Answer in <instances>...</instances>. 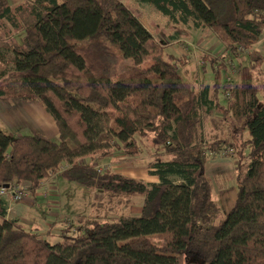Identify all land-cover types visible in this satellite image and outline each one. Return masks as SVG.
I'll use <instances>...</instances> for the list:
<instances>
[{
	"label": "trees",
	"instance_id": "16d2710c",
	"mask_svg": "<svg viewBox=\"0 0 264 264\" xmlns=\"http://www.w3.org/2000/svg\"><path fill=\"white\" fill-rule=\"evenodd\" d=\"M141 1L215 37L220 55L205 53L201 65L206 72L210 63V82L184 78L188 59L167 52L121 0H0V97L39 102L58 135L13 138L0 129V189L35 195L62 176L143 198L139 215L68 220L51 243L8 218L0 195V264H264V52L254 47L262 41L264 50V0ZM179 38L176 31L171 41ZM240 54L248 62L223 80ZM213 114L224 137L206 133ZM142 148L158 182L96 169ZM222 157L237 168L236 202L224 218L205 171Z\"/></svg>",
	"mask_w": 264,
	"mask_h": 264
},
{
	"label": "rangeland",
	"instance_id": "374dc122",
	"mask_svg": "<svg viewBox=\"0 0 264 264\" xmlns=\"http://www.w3.org/2000/svg\"><path fill=\"white\" fill-rule=\"evenodd\" d=\"M22 1L23 0H8V2L12 5H16L18 3H21ZM121 1L128 6H133V9H137L139 11V18L141 22L144 23V25L150 31H152L157 40H159L160 43L166 47L167 52L188 59L186 64H181L179 66L180 72L184 78H188L193 82H197V85L201 82H210L212 80L213 72L211 66L209 65L210 63H206L205 67L206 69L208 68L206 72H203V70L201 69V65L204 64L203 55L207 53L212 58H217L220 55L221 46L219 45L215 37L211 35V33H209V31H187V29L183 26L173 24L166 15L153 10L154 8L152 10L147 8L148 6L153 7L151 5L145 3L143 5L139 3L138 5L134 0ZM176 31H179L180 38L177 41L173 42L171 41V36L174 35ZM254 47L260 48L264 52V50L262 49V41H260L259 44H255ZM238 58L233 60L234 63L228 62L229 68L222 71L223 80H225L227 76H232V78L233 76L235 77V72L237 70V67L235 66H238L240 62H248V57L246 56V54H240ZM144 67H147V65ZM17 94L8 91L3 97H0V129L13 138L20 135L40 133L41 131H38L39 127L37 126V123L40 121H44L42 111H44L46 114L47 112L39 102L25 103L19 101V99L17 98ZM259 96L264 100V90L260 92ZM36 107L39 108L36 109ZM39 109H42V113ZM31 111L35 113L34 117L32 116V119L27 118V121L25 122H19L16 124L14 123V115H12V113L19 114L20 112H24L26 115H28V112ZM47 115L48 117H50L49 114ZM227 132L228 128L225 123H223L222 119L218 117L217 114H213L206 126L207 135H211L210 137H224ZM48 134L51 139L56 141L58 140L57 134L49 131ZM148 148H142L139 153H135L131 158L132 160H125L124 155H119V158L115 157L114 160L110 162L109 168L113 169L115 168V166L116 168H118L117 166H119V164L124 165V163H128L130 161H134L133 164H127L126 166L119 168L120 171H122L124 174H127L126 171H140L144 168H149V164L152 159L151 153ZM220 159H232L233 163L234 161H236L232 157H222ZM99 163L103 164L105 163V161H101ZM206 175L213 184L214 200L218 203L221 209V217L224 218L236 202L237 168L234 173H229L225 169H219L215 175H208L207 173ZM47 184L48 180L45 182L44 187L41 188L43 195L48 194L49 189L46 187ZM69 184L71 186L67 188L68 190L66 192V195L63 194L62 196H60V202L58 201L56 210H63V212H66L68 214L66 215L70 219L69 221H71V223L73 224H75L77 221L76 218L73 217L74 214H87L88 216L105 219L107 217L113 218L121 215H139L141 212L140 210L143 204V198L141 196H114L107 192H104L103 195L97 197V194L95 193L96 190L92 188H84L70 182ZM24 188L25 187L21 188L25 193L24 200L10 201V203H18L17 211H19L20 215L22 216V224L28 230H34V228H36L35 225L43 222V220L48 217L52 210H50L51 208L48 207V204H43L42 200H39L37 205L33 204L32 196L34 195L28 193ZM225 200L229 201L224 202ZM59 224L60 225H58V227L54 229V231L57 230L56 233L52 231L51 235L49 236H46L44 234V237L51 243H56L61 240V228L66 224Z\"/></svg>",
	"mask_w": 264,
	"mask_h": 264
},
{
	"label": "crops",
	"instance_id": "0c3cea01",
	"mask_svg": "<svg viewBox=\"0 0 264 264\" xmlns=\"http://www.w3.org/2000/svg\"><path fill=\"white\" fill-rule=\"evenodd\" d=\"M134 1H136L138 5H139V3L141 5L144 4V3H142L141 0H134ZM131 7L134 8L133 6H131ZM147 8H149L151 10L153 9V7H150V6H148ZM153 10H155V9H153ZM150 32L152 33V31H150ZM255 48L258 50H261L260 48H257V47H255ZM221 50H222V47H221ZM37 108H39V107H36V109ZM39 110H40V112L42 111V109H39ZM42 112H43L44 121H40L37 123V126L39 127L38 131H41L40 133H43V134L47 135L48 137H50L48 134V131L52 132L54 134H57V128L55 126L54 121H52L53 119L51 118L52 119L51 120L50 117H48V115H47L48 113L46 114L44 111H42ZM12 115H14L13 120L15 121L14 123L16 124L19 122L22 123V122L27 121V118L32 119V116L34 117L35 113L33 111H31V112H28V115H26L24 112H20L19 114H16V113L13 114L12 113ZM17 120H19V121H17ZM119 155H122V154L121 153H115L111 156H108L105 159L100 160V162L105 161V162L110 163L111 161L114 160L115 157L119 158ZM121 159H119V160H121ZM232 161H233L232 159H220V160L209 161L206 164L205 171L208 175H215L219 169H225L229 173H234L236 170V161H234V163ZM133 162L130 161L128 163H124V165L119 164V166H117L118 168H116V166H115V168H113V169L116 172H119V173H121L127 177H130V178L144 180L146 182H152V183L158 182L157 176L150 174V170H151L150 168H144L143 170L138 169L140 171H135V170L132 171L130 169L131 171H126L127 174H124L122 171H120L119 168H122L123 166H126L127 164L131 165V164H133ZM100 164H102V163H100ZM137 175H139V176H137ZM135 177H139V178H135ZM69 182L74 183V182H71V181L65 179L62 176H54L50 180H48V184L46 187L49 190H48L47 195L46 194L43 195L42 194L43 192L40 189L39 191H41V192L38 191L37 194L32 196L33 204L37 205L38 201L42 200L43 204L44 203L48 204V207H50L51 208L50 210H52L50 212V214L48 215V217L45 220H43V222H40V224H37L38 226L35 225L36 228H34V230H38L41 232V234H43V235L45 234L46 236H49V235H51V232L54 231V229H56L58 227V225H60L59 223H64V222L66 223V221L70 220L68 218V216H67L68 214L66 212H63V210L62 211L56 210L57 203H58V201L60 202V200H59L60 196H62L63 194L66 195V192L68 190L67 188H69L71 186L69 184ZM74 184H77V183H74ZM77 185H79V184H77ZM79 186H81V185H79ZM81 187H83V186H81ZM78 190H86V189H78ZM87 190H90V189H87ZM95 193L97 194V197H100L101 195L104 194V192H102L100 190H96ZM232 195H233V193H232ZM119 196H121V195H119ZM122 196H124V195H122ZM129 196H131V195H129ZM228 201L225 200L224 202H228ZM17 206H18V203H12L11 202L9 204L8 218L19 219L20 222H22V216L20 215L19 211H17ZM141 210H142V208H141ZM82 216L88 217V218H96V217L88 216L87 214H74L73 217H75L77 220L79 217H82ZM109 218H112V217H109ZM109 218L107 217L105 219H109ZM54 232L56 233L57 230H55Z\"/></svg>",
	"mask_w": 264,
	"mask_h": 264
},
{
	"label": "built area",
	"instance_id": "2783aa9c",
	"mask_svg": "<svg viewBox=\"0 0 264 264\" xmlns=\"http://www.w3.org/2000/svg\"><path fill=\"white\" fill-rule=\"evenodd\" d=\"M236 72H237V70H236ZM227 80L230 81L231 77L228 76ZM109 167H110V163H108V162L96 165V169L98 172L104 171ZM44 185H45V182L43 183L42 187H44ZM0 195L5 197L10 202V201H22V200H24L25 193L19 186H12L9 188L2 187L0 189Z\"/></svg>",
	"mask_w": 264,
	"mask_h": 264
},
{
	"label": "water",
	"instance_id": "95a60500",
	"mask_svg": "<svg viewBox=\"0 0 264 264\" xmlns=\"http://www.w3.org/2000/svg\"><path fill=\"white\" fill-rule=\"evenodd\" d=\"M5 187H6V188H8V187H9V185H6Z\"/></svg>",
	"mask_w": 264,
	"mask_h": 264
}]
</instances>
